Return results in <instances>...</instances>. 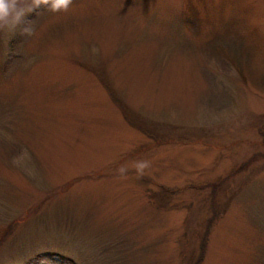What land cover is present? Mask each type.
Masks as SVG:
<instances>
[{
    "label": "rangeland",
    "instance_id": "rangeland-1",
    "mask_svg": "<svg viewBox=\"0 0 264 264\" xmlns=\"http://www.w3.org/2000/svg\"><path fill=\"white\" fill-rule=\"evenodd\" d=\"M27 19L0 31V264H264V0Z\"/></svg>",
    "mask_w": 264,
    "mask_h": 264
},
{
    "label": "clouds",
    "instance_id": "clouds-1",
    "mask_svg": "<svg viewBox=\"0 0 264 264\" xmlns=\"http://www.w3.org/2000/svg\"><path fill=\"white\" fill-rule=\"evenodd\" d=\"M72 3L73 0H0V31L19 30L21 35L31 36L34 29L33 21L27 19L29 14L41 7L52 13L67 12ZM147 166V161L140 162L141 169Z\"/></svg>",
    "mask_w": 264,
    "mask_h": 264
}]
</instances>
